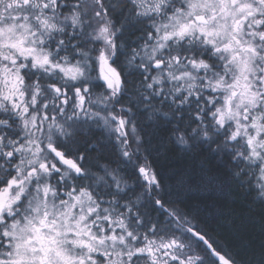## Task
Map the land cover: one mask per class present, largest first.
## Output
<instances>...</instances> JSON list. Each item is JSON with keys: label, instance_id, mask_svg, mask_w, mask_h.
Here are the masks:
<instances>
[{"label": "snow or ice", "instance_id": "snow-or-ice-1", "mask_svg": "<svg viewBox=\"0 0 264 264\" xmlns=\"http://www.w3.org/2000/svg\"><path fill=\"white\" fill-rule=\"evenodd\" d=\"M0 264H264V0H0Z\"/></svg>", "mask_w": 264, "mask_h": 264}, {"label": "trees", "instance_id": "trees-1", "mask_svg": "<svg viewBox=\"0 0 264 264\" xmlns=\"http://www.w3.org/2000/svg\"><path fill=\"white\" fill-rule=\"evenodd\" d=\"M167 163H168V166L170 167V169L175 172L177 181L182 179V180H185L187 182L189 177H193L194 169H198L200 167L199 161H192L190 159L180 157V156L172 158ZM212 163L216 164L218 162L213 161ZM210 195H211V193H209L207 191H197L195 188H193L191 191L186 193L187 197L202 199L208 203L211 202L208 199V197Z\"/></svg>", "mask_w": 264, "mask_h": 264}]
</instances>
